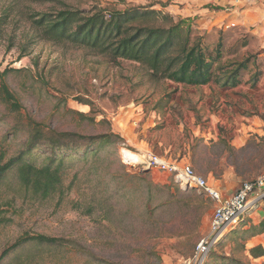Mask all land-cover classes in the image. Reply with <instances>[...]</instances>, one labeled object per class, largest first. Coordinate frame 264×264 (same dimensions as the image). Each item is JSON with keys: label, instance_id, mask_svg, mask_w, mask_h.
I'll return each instance as SVG.
<instances>
[{"label": "rangeland", "instance_id": "rangeland-1", "mask_svg": "<svg viewBox=\"0 0 264 264\" xmlns=\"http://www.w3.org/2000/svg\"><path fill=\"white\" fill-rule=\"evenodd\" d=\"M261 3L0 0V71L13 70L0 77V87L5 83L20 106L14 109L0 91V164L35 143L38 165L51 156V143L81 145L63 147L62 183L48 194L25 185L17 167L1 182L0 256L27 236L59 239L26 243L2 264H180L194 253L209 231L213 202L193 189L210 200L203 213L189 203L192 189L169 172L142 171L131 164L132 153L190 164L222 188L264 174V41L254 22ZM63 8L108 16L131 8L161 12L138 25L169 27L186 19L192 42L218 55L212 79L179 83L139 62L43 39L32 16ZM235 72L240 84L224 85ZM91 142H102L98 155ZM263 218L264 207L256 204L205 264H264L247 251L264 245V233L251 236Z\"/></svg>", "mask_w": 264, "mask_h": 264}, {"label": "trees", "instance_id": "trees-1", "mask_svg": "<svg viewBox=\"0 0 264 264\" xmlns=\"http://www.w3.org/2000/svg\"><path fill=\"white\" fill-rule=\"evenodd\" d=\"M160 13L157 10L131 8L125 12H113L108 16L106 12L100 10L85 11L63 8L52 12L37 13L31 19L33 26L47 41L110 53L114 59L123 58L139 62L155 73H160L163 77L179 83L207 85L212 79L213 65L218 61V55L215 57L208 55L200 41L192 42L191 27L185 26L186 19L181 18L176 23L171 22L169 27L138 25L142 19L151 18L152 14ZM167 17L173 21L172 16ZM4 24L5 20L0 18V28ZM222 45L220 43L218 48ZM11 71H13L11 68H6L3 72L0 71V77H5ZM234 74L227 79L224 85L240 84V81L237 80L240 79L238 72ZM232 80L233 82H231ZM0 91L4 94V101L18 110L19 103L5 83L0 87ZM102 142L88 144V147L93 149L94 155L100 153V143ZM50 145L52 154L44 160L42 165H38L36 159L32 157L33 150L37 147L36 143L30 145L19 156L10 159L3 165L0 164V184L5 176L17 167L19 178L28 187L34 186L45 194L57 188L62 183V167L65 163L64 159L67 157L68 149L64 151L63 147L72 144L56 141ZM72 146L74 149L81 147L79 144ZM187 193L190 204L196 203L203 209V213L210 209V200L205 199L203 194H198L193 189L188 190ZM251 229L252 237L263 234L264 219L259 226H253ZM33 242L52 245L58 244L59 239L43 234L21 238L3 252L0 256V264L13 250ZM247 251L255 259L264 258V245L262 244L255 245ZM212 252L213 250L210 254ZM235 264L244 263L239 261Z\"/></svg>", "mask_w": 264, "mask_h": 264}, {"label": "built area", "instance_id": "built-area-1", "mask_svg": "<svg viewBox=\"0 0 264 264\" xmlns=\"http://www.w3.org/2000/svg\"><path fill=\"white\" fill-rule=\"evenodd\" d=\"M136 154L140 159L137 164L143 168L158 169L173 174L182 186L199 190L214 204L208 233L197 244L194 253L184 258L180 264H205L210 252L219 244L224 234L241 224L249 210L264 196V192L262 193L264 174L244 182L234 193L227 195L219 187L211 184L206 177L196 172L190 164L179 166L152 152ZM251 196L253 198H250Z\"/></svg>", "mask_w": 264, "mask_h": 264}, {"label": "crops", "instance_id": "crops-1", "mask_svg": "<svg viewBox=\"0 0 264 264\" xmlns=\"http://www.w3.org/2000/svg\"><path fill=\"white\" fill-rule=\"evenodd\" d=\"M255 19H256V21H254V22H255V25H256V32L258 33V35L260 37H262L261 39L264 41V0H262V3L260 4V6H258V14L256 15ZM263 48H264V46H263ZM234 184H236V186L232 187V188H230L227 185L223 186V188L221 186H217V187H219L225 194L229 195L230 193H232V192H234V191H236L238 189V186H239V185L237 186L238 181L236 183H234ZM262 198L263 197H261L257 201V205H258L259 208L260 207L261 208L264 207V198L263 199Z\"/></svg>", "mask_w": 264, "mask_h": 264}, {"label": "bare ground", "instance_id": "bare-ground-1", "mask_svg": "<svg viewBox=\"0 0 264 264\" xmlns=\"http://www.w3.org/2000/svg\"><path fill=\"white\" fill-rule=\"evenodd\" d=\"M139 157H138V155L136 154V153H132V157H131V164L132 163H137V162H139Z\"/></svg>", "mask_w": 264, "mask_h": 264}, {"label": "water", "instance_id": "water-1", "mask_svg": "<svg viewBox=\"0 0 264 264\" xmlns=\"http://www.w3.org/2000/svg\"><path fill=\"white\" fill-rule=\"evenodd\" d=\"M141 170L146 171V170H150V169L141 167Z\"/></svg>", "mask_w": 264, "mask_h": 264}]
</instances>
